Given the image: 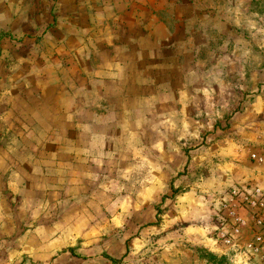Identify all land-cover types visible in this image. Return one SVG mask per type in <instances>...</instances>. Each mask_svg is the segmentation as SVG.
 <instances>
[{
	"label": "rangeland",
	"instance_id": "rangeland-1",
	"mask_svg": "<svg viewBox=\"0 0 264 264\" xmlns=\"http://www.w3.org/2000/svg\"><path fill=\"white\" fill-rule=\"evenodd\" d=\"M264 190V0H0V264H260L215 244Z\"/></svg>",
	"mask_w": 264,
	"mask_h": 264
},
{
	"label": "built area",
	"instance_id": "built-area-1",
	"mask_svg": "<svg viewBox=\"0 0 264 264\" xmlns=\"http://www.w3.org/2000/svg\"><path fill=\"white\" fill-rule=\"evenodd\" d=\"M212 236L215 244L235 248L238 238L247 234L246 256L264 264V190L247 184L231 193L214 218ZM251 262L248 261V264Z\"/></svg>",
	"mask_w": 264,
	"mask_h": 264
}]
</instances>
